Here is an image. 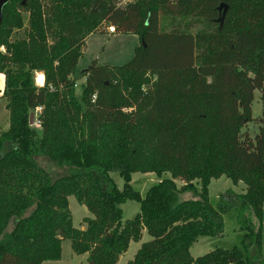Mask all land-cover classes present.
<instances>
[{
	"label": "trees",
	"instance_id": "16d2710c",
	"mask_svg": "<svg viewBox=\"0 0 264 264\" xmlns=\"http://www.w3.org/2000/svg\"><path fill=\"white\" fill-rule=\"evenodd\" d=\"M109 26L137 36L133 56L120 66L91 60L78 90L72 72L85 40ZM0 73V264L58 260L63 239L86 264H116L143 229L149 240L127 264H264V0H8ZM248 122L253 135L242 131ZM134 172L169 176L141 196ZM221 176L243 191L213 204L207 186ZM69 196L90 214L83 228L72 224ZM127 200L139 211L122 221ZM230 210L240 248L192 257L196 238L220 234Z\"/></svg>",
	"mask_w": 264,
	"mask_h": 264
},
{
	"label": "rangeland",
	"instance_id": "374dc122",
	"mask_svg": "<svg viewBox=\"0 0 264 264\" xmlns=\"http://www.w3.org/2000/svg\"><path fill=\"white\" fill-rule=\"evenodd\" d=\"M116 5L124 6L127 2L133 0H113ZM23 24L27 25V12H23ZM22 35V29L13 32V37L16 38ZM138 38L134 34H121L109 32H93L89 34L85 40V46L82 49L76 66L72 72V77L75 78L76 84L81 85L83 77L79 76L80 71L85 68L91 60L95 59L101 65H114L120 66L131 59L134 53V47L138 45ZM40 73V72H37ZM36 73V74H37ZM35 74V76H36ZM3 75L0 73V90L3 86ZM35 80V79H34ZM36 84V82H35ZM5 100L0 97V131L8 127V111L5 108ZM38 110L34 114V118ZM261 113V102L259 100V92L254 91V99L251 104L252 116H258ZM35 121V119H34ZM36 128L38 125L35 123ZM257 130V125L253 122H248L243 127L242 131H247L253 135ZM110 176L117 188L123 187V179L117 171L110 172ZM169 174H162L158 177L155 173H139L134 172L131 175L130 184L132 188L144 196L146 190L153 184L157 183L162 177H168ZM179 186L181 182L175 180ZM195 188L199 190L200 182L194 183ZM243 183L239 182L234 185L230 179L221 176L217 179H211L207 186V193L209 201L213 204L216 203L219 196L226 193L228 190L234 193H241L243 191ZM68 206L71 212L73 226L82 227V220L84 217H89L90 214L87 209L79 204L73 196L68 197ZM121 220L125 221L131 219L139 211V203L134 200H127L120 205ZM15 219L12 218L9 223V229L13 228ZM242 232L238 229L236 216L234 211L230 210L223 215V230L216 236H199L192 243L190 247V254L192 257L203 255L215 248H231L237 246L240 248V239ZM149 240L148 234L142 230V235L138 241H131L116 264H127L131 260L141 245L142 242ZM261 259L264 261V203L262 205V220H261V245H260ZM41 264H86V254H76L72 251L71 242L69 239H63L61 242V253L58 260L44 261Z\"/></svg>",
	"mask_w": 264,
	"mask_h": 264
},
{
	"label": "water",
	"instance_id": "95a60500",
	"mask_svg": "<svg viewBox=\"0 0 264 264\" xmlns=\"http://www.w3.org/2000/svg\"><path fill=\"white\" fill-rule=\"evenodd\" d=\"M8 0H0V24H1V18H2V7H3V5L7 2ZM22 3H24V2H22ZM222 8H223V10H222ZM92 10H94V9H92ZM218 10H219V12H220V15H219V17L216 19V21H218L220 24L222 23V21H223V17H224V14H225V12H226V6L224 5V4H220L219 6H218ZM33 121H34V114L33 113H30V115H29V124H33Z\"/></svg>",
	"mask_w": 264,
	"mask_h": 264
},
{
	"label": "bare ground",
	"instance_id": "6f19581e",
	"mask_svg": "<svg viewBox=\"0 0 264 264\" xmlns=\"http://www.w3.org/2000/svg\"><path fill=\"white\" fill-rule=\"evenodd\" d=\"M38 77H39V79H38ZM43 81H44L43 74L41 72L40 73H37L36 76H35V82H36V84L42 85L43 84Z\"/></svg>",
	"mask_w": 264,
	"mask_h": 264
},
{
	"label": "built area",
	"instance_id": "2783aa9c",
	"mask_svg": "<svg viewBox=\"0 0 264 264\" xmlns=\"http://www.w3.org/2000/svg\"><path fill=\"white\" fill-rule=\"evenodd\" d=\"M107 32H109V33H113L114 32V27L113 26H109V27H107ZM40 109V107H37L36 108V110H39ZM35 110V111H36ZM37 124V123H36Z\"/></svg>",
	"mask_w": 264,
	"mask_h": 264
},
{
	"label": "crops",
	"instance_id": "0c3cea01",
	"mask_svg": "<svg viewBox=\"0 0 264 264\" xmlns=\"http://www.w3.org/2000/svg\"><path fill=\"white\" fill-rule=\"evenodd\" d=\"M43 82H44V81H43ZM37 85H38V84H37ZM82 228H83V227H82ZM123 253H125V251H124ZM123 253H122V254H123ZM122 254H121V255H122ZM121 255H120V256H121ZM120 256H119V257H120Z\"/></svg>",
	"mask_w": 264,
	"mask_h": 264
},
{
	"label": "clouds",
	"instance_id": "9594fccd",
	"mask_svg": "<svg viewBox=\"0 0 264 264\" xmlns=\"http://www.w3.org/2000/svg\"><path fill=\"white\" fill-rule=\"evenodd\" d=\"M38 79H39V77H38Z\"/></svg>",
	"mask_w": 264,
	"mask_h": 264
}]
</instances>
